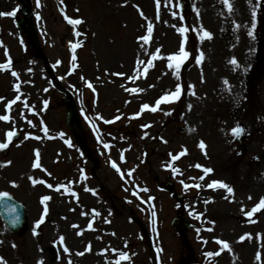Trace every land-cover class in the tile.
Listing matches in <instances>:
<instances>
[{
    "label": "rangeland",
    "instance_id": "rangeland-1",
    "mask_svg": "<svg viewBox=\"0 0 264 264\" xmlns=\"http://www.w3.org/2000/svg\"><path fill=\"white\" fill-rule=\"evenodd\" d=\"M180 1L41 0L37 9L31 0L47 59L56 61L61 84L73 92L84 130L94 126V134H105L111 148L92 175L91 164L80 157L65 125L63 96L46 72H40V64L38 70L30 62L26 89H21L24 100L14 105L17 111L8 115L14 122L6 125H27V141L13 148L12 168L0 170V191L27 203V229L9 234L0 221V264H82L83 259L84 264H183L187 258L202 264H264V209L246 217L264 200V36L263 47L260 35L249 44L252 37H241L247 32L239 20L228 17L231 10L223 11L232 26L224 34L216 0H191L194 7L187 15L178 8ZM25 3L2 0L0 13L20 12ZM1 17L0 36L9 35L6 44L20 54L14 40L20 34ZM73 20L82 23H69ZM205 31L209 37L201 39ZM181 46L189 58L178 75ZM197 56L200 64L195 63ZM177 84L181 97L157 105ZM6 92L1 86L0 96ZM22 102L27 112L20 114L27 124L17 114ZM145 103L149 109H143ZM1 105L4 112L5 103L0 112ZM135 114L140 115L133 118ZM237 127L242 129L238 136L231 131ZM201 141L204 149L199 148ZM173 155L179 157L175 162ZM106 159L120 171L109 168ZM170 163L178 172L174 178ZM165 181L172 182L182 202L157 187ZM214 181L233 191L208 188ZM139 184L149 191L137 192ZM45 195L50 199L41 202ZM149 197L154 199L149 202ZM181 210L192 220L185 237L170 225ZM42 216L44 222L36 227ZM52 248L60 252L52 254ZM208 252L214 255L206 256Z\"/></svg>",
    "mask_w": 264,
    "mask_h": 264
},
{
    "label": "snow or ice",
    "instance_id": "snow-or-ice-1",
    "mask_svg": "<svg viewBox=\"0 0 264 264\" xmlns=\"http://www.w3.org/2000/svg\"><path fill=\"white\" fill-rule=\"evenodd\" d=\"M225 2H226V0H225ZM35 7H36L37 9H39V8L41 7V0H36ZM15 15H16V10H13V11H10V12H3V13H0V16H7V17H14ZM253 15L255 16V14H253ZM36 19H37L38 21L41 19L39 13H37V15H36ZM181 19H183V17H181ZM69 23L79 25V24L82 23V21H80V20H73V21H69ZM179 31H180L181 33H184L186 30H185V28H180ZM148 33H149V34L152 33V27H151V25H149V27H148ZM76 35H79V33H76ZM248 35L251 36L252 33H248ZM204 37H209V33H208L207 31H205V32L203 33V37H201V39H203ZM148 38H149L148 36H144V37H142V39H143L144 41H147ZM72 47H73V49H75V48H76V45L73 44ZM180 52H181V56L178 58V63H175V70H176V72H177L178 75H179V73H180L181 64L184 63V61H186V60L189 58V53H188L187 51L184 50L183 46H181V48H180ZM172 58H177V57H175V56L169 57V59H172ZM200 62H201V57L197 56L196 59H195V63H196V64H200ZM9 63H11V62H9ZM235 63H236V61L233 60V61H232V64H235ZM73 64H75V57H73ZM0 67H5V68H6V67H8V65H0ZM12 75H13V76H16L17 73L13 72ZM87 87H88L89 89H91L93 86H92L91 83H89V84L87 85ZM17 91H19V87H17ZM180 97H181V86H180L179 84H177L176 87H175V91H174V93H173L170 97H169V96H164L162 99H158V100L156 101V104H157V105H160V104L165 103V102H168V101H170V100H178ZM19 99H20V98H19V96H18V97L16 98V100H19ZM15 102H16V101H12V103H15ZM47 103H48L47 101H44V104H45V105H47ZM9 106H11V105H9ZM190 107H191V106L189 105V108H190ZM143 109H149V105H148L147 103L143 104ZM151 111H152L153 113H155V112L157 111V108L153 107V108L151 109ZM167 115H171V113L169 112V113H167ZM116 118L119 119L120 117L117 116ZM8 119H9V117L6 116V115L0 117V120L7 121ZM85 119H87V117H85ZM28 123L31 124L32 122H31V121H28ZM104 123L110 124V123H113V121H111V120H106V121H104ZM142 127H148V126H142ZM231 131H232V134H233V135L238 136V135L241 133L242 129H241L240 127H237L236 129L231 130ZM45 132H47V129H45ZM14 137H17V133H16V132L9 131V132L7 133V138H8V141H9V142H11V141L13 140ZM26 138H27V137H26ZM37 139H38V137H37ZM69 146H71V142H69ZM103 147H104L105 149H108V148L111 147V145H109L108 143H104ZM6 148H8V144H7V143H0V150L6 149ZM199 148H200V149H204V148H205V144H204V142L201 141V142L199 143ZM181 155H183V153H181ZM121 159H123V156H121ZM173 159H179V157H174ZM111 166H112V168L115 169L117 172L120 171V169L117 168V165H116L115 162H113ZM35 167H39V164H36ZM196 167L199 168L200 165H197ZM171 170H172L173 173H176V171H177L175 168H172ZM212 171H213V170L210 169V168H203V172H205V173H211ZM127 175H128V176H131V175H132V171L130 170V171L127 173ZM201 179H203V177H201ZM180 182H181V184H184V181H183V180H181ZM48 187L51 188L52 185L49 184ZM184 187L187 188V185H184ZM195 187H196V188H200V185H195ZM208 188H210V189H213V188L226 189L229 193H231V192L233 191V189H232L231 187H229L227 184H224V183H218V182H215V181L212 182V183H210V184H208ZM57 191H59V189H57ZM142 191H143V192H148L149 190H148L147 188H144V189H142ZM7 195H8V193H0V196H7ZM133 195L135 196V195H136V192H133ZM49 199H50V197L47 196V195H45V196H43L41 202H46V201H48ZM152 199H154V198L149 197V202H150ZM129 203H130V201H129ZM182 206H183V205H178V207H182ZM260 209H264V200H261L260 203H259L256 207H254L251 211H249V212L247 213V216H248L249 218H251L252 215H253V213L258 212ZM13 211H14V209H13ZM43 211H44L45 214H47L48 209L45 208ZM189 215H193V213L190 212ZM151 216H152V218H153V222H155L156 212H155L154 210L151 212ZM194 218H195L196 220H200V219H201V217H200L199 215H195ZM43 222H44V217L42 216V217L40 218V220L37 222L36 227H39V225H40L41 223H43ZM89 227H91V226H89ZM153 231L155 232L156 229L153 228ZM196 231L199 232L200 229L197 228ZM60 239H61V242H63V239H64V238L61 237ZM240 239H241V241H243V240L245 239V237L242 236ZM217 243H223V241H217ZM223 246H224L225 249L228 248V245H227L226 243H223ZM63 251H64L65 253H67V252H68V249L65 247V248L63 249ZM205 255L211 257V256H213L214 254H213L212 252H208V253H205Z\"/></svg>",
    "mask_w": 264,
    "mask_h": 264
},
{
    "label": "water",
    "instance_id": "water-1",
    "mask_svg": "<svg viewBox=\"0 0 264 264\" xmlns=\"http://www.w3.org/2000/svg\"><path fill=\"white\" fill-rule=\"evenodd\" d=\"M23 13L26 15V17L24 18L23 22L20 23V26L22 29L27 28V32L31 37L32 44L35 46V48L37 50H39L37 38L35 35V29H34V26L32 23L31 15H30V11H29V9L26 8V9H23ZM67 103H68V109H69V114L67 116V124H68V126L71 127L72 133L75 136V138H76L78 144L80 145L81 149L90 158L91 153L85 144L83 134L81 133L79 135L73 128V125L75 124L78 127V130L81 132V127H80L79 120H78V117L76 115L71 97H69V99L67 100ZM0 202L2 204V209L0 210L1 215H3L4 219L8 223L9 227H11V229H13L14 231H19V229L23 223L24 213H23V211H21L19 213H16V212L12 213L11 209H14L13 207L19 208L20 205L17 204L14 200H12L8 197H5V196H0ZM172 225L180 233L183 234V232L186 230V228L188 226V222L183 216L180 215V216H178V218H176L172 221Z\"/></svg>",
    "mask_w": 264,
    "mask_h": 264
},
{
    "label": "bare ground",
    "instance_id": "bare-ground-1",
    "mask_svg": "<svg viewBox=\"0 0 264 264\" xmlns=\"http://www.w3.org/2000/svg\"><path fill=\"white\" fill-rule=\"evenodd\" d=\"M246 6H250L249 0H235V6L234 7H237V8L238 7H242V8H244ZM263 12H264V8L260 10V12L258 13V16H263L264 15ZM240 22H241V24L246 25L245 21L240 20ZM254 23L257 26V29L259 31V35L261 36L262 47H263V36H264L263 27H264V22H262V24H261V23H258L257 20L255 19ZM229 33H230V31H226V34H229ZM239 36H241V35H239ZM241 37L249 39V37H247V36H241ZM255 40H256V33L252 32V39H251V41L249 43H254ZM223 45H224L223 42H220V46H223ZM251 52H252V46H251L250 50L248 51V53L251 54ZM60 220H61V222H64L66 219L62 217ZM60 225L63 226L64 224H60ZM68 226H70L69 223H68ZM66 233L68 234V232H66ZM62 249H64V247ZM50 252L52 254H53V252H56V254H58L60 251H59V249L57 250L56 248H52L50 250ZM87 259H88V257H87ZM55 261L58 263V259L55 260ZM81 263L84 264V259L81 261ZM48 264H54V262L52 263V261H50Z\"/></svg>",
    "mask_w": 264,
    "mask_h": 264
},
{
    "label": "flooded vegetation",
    "instance_id": "flooded-vegetation-1",
    "mask_svg": "<svg viewBox=\"0 0 264 264\" xmlns=\"http://www.w3.org/2000/svg\"><path fill=\"white\" fill-rule=\"evenodd\" d=\"M4 165H8V163H3L2 161H0V166L2 167Z\"/></svg>",
    "mask_w": 264,
    "mask_h": 264
}]
</instances>
